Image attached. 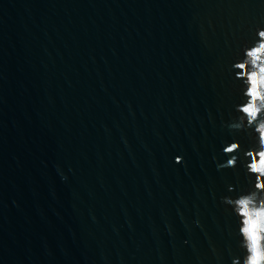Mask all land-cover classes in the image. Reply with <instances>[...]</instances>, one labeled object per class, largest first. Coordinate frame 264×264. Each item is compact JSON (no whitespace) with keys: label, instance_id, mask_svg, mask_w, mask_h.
<instances>
[{"label":"water","instance_id":"obj_1","mask_svg":"<svg viewBox=\"0 0 264 264\" xmlns=\"http://www.w3.org/2000/svg\"><path fill=\"white\" fill-rule=\"evenodd\" d=\"M261 32L264 0H0V264L264 251Z\"/></svg>","mask_w":264,"mask_h":264},{"label":"snow or ice","instance_id":"obj_2","mask_svg":"<svg viewBox=\"0 0 264 264\" xmlns=\"http://www.w3.org/2000/svg\"><path fill=\"white\" fill-rule=\"evenodd\" d=\"M260 35L264 36V32H261ZM239 67L244 68V65H240ZM253 88H255V81L253 82ZM249 95L255 96V95H258V93H254L250 91ZM251 107H252L251 105H248L244 107L243 111L252 115L250 111ZM259 155L261 157L262 155H264V152L259 153ZM253 165L252 167L257 171V169ZM257 172H264V171H257ZM262 187H264V185H262ZM241 231L244 233V235L247 237L249 241V248H250L251 255L248 257L247 262H249L250 264L253 256L259 253L256 264H264V251L260 250V242H259L260 237L258 235L259 228H257L256 231H253L251 223L248 222V223H244V227L241 229Z\"/></svg>","mask_w":264,"mask_h":264},{"label":"clouds","instance_id":"obj_3","mask_svg":"<svg viewBox=\"0 0 264 264\" xmlns=\"http://www.w3.org/2000/svg\"><path fill=\"white\" fill-rule=\"evenodd\" d=\"M253 91L255 93V88L253 89ZM261 91H264V83L261 84ZM250 111H251L252 115H255V108L254 107H251ZM260 131L262 134H264V125L261 126ZM253 166L257 169V171H264V155H262L260 157L259 162L254 164ZM258 256H259V253H257L255 256H253L250 264H256ZM247 264H249V262H247Z\"/></svg>","mask_w":264,"mask_h":264}]
</instances>
